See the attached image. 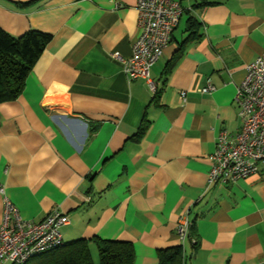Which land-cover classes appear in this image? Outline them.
I'll return each instance as SVG.
<instances>
[{
  "label": "crops",
  "instance_id": "1",
  "mask_svg": "<svg viewBox=\"0 0 264 264\" xmlns=\"http://www.w3.org/2000/svg\"><path fill=\"white\" fill-rule=\"evenodd\" d=\"M25 1L0 0V27L52 38L21 93L0 102V223L5 196L22 220L67 214L64 243L130 242L133 264H158L157 251L178 244L181 264H263L264 161L235 182L207 179L218 132L241 128L234 96L264 53V0H175L154 91L113 57L131 55L137 0ZM185 213L195 244L175 232Z\"/></svg>",
  "mask_w": 264,
  "mask_h": 264
},
{
  "label": "built area",
  "instance_id": "2",
  "mask_svg": "<svg viewBox=\"0 0 264 264\" xmlns=\"http://www.w3.org/2000/svg\"><path fill=\"white\" fill-rule=\"evenodd\" d=\"M136 8L138 32L131 45V55L124 58L113 54V57L121 62L128 80L143 78L154 91L149 70L162 61L163 49L170 41L182 7L175 0H137ZM210 89L207 86L200 91ZM179 95L185 101V92ZM234 99L241 128L234 136L225 130L218 132L214 150L208 155V184L244 179L254 174L258 163L264 161V53L244 66ZM2 213L0 264H25L30 258L63 244L60 228L68 223L64 212L52 209L39 221L22 220L17 208L4 196ZM189 225L187 214L181 215L175 232L182 242L188 237ZM191 242L195 241L191 239Z\"/></svg>",
  "mask_w": 264,
  "mask_h": 264
},
{
  "label": "trees",
  "instance_id": "3",
  "mask_svg": "<svg viewBox=\"0 0 264 264\" xmlns=\"http://www.w3.org/2000/svg\"><path fill=\"white\" fill-rule=\"evenodd\" d=\"M33 1L16 4L25 7ZM189 21L188 29H191L194 21ZM51 38V34L33 29L13 36L0 27V102L13 100L21 93L26 75ZM167 64L163 69L165 73L171 70L174 61ZM192 233L189 225L188 238L196 241L191 237ZM91 243L96 247L98 264H133L134 251L130 242L104 240L97 236L63 242L58 248L42 253L43 257L32 264H94L89 250ZM182 256L180 244L157 251L158 264H181Z\"/></svg>",
  "mask_w": 264,
  "mask_h": 264
},
{
  "label": "rangeland",
  "instance_id": "4",
  "mask_svg": "<svg viewBox=\"0 0 264 264\" xmlns=\"http://www.w3.org/2000/svg\"><path fill=\"white\" fill-rule=\"evenodd\" d=\"M182 20H183V18H182ZM93 250H94V254L91 253V256L93 257V259L96 258V260L98 261V259H97V252L95 251V249H93ZM42 257H43V255H39V256L32 257V258H30V259L27 261L26 264H32V263L38 261V260H39L40 258H42Z\"/></svg>",
  "mask_w": 264,
  "mask_h": 264
}]
</instances>
